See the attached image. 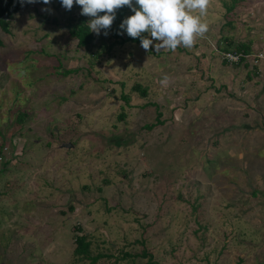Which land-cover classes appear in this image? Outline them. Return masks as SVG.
Segmentation results:
<instances>
[{"label":"rangeland","instance_id":"obj_1","mask_svg":"<svg viewBox=\"0 0 264 264\" xmlns=\"http://www.w3.org/2000/svg\"><path fill=\"white\" fill-rule=\"evenodd\" d=\"M230 1L175 51L80 47V6L21 2L0 29V264L88 263L76 234L95 264H264V0L232 26ZM225 37L252 56L223 62Z\"/></svg>","mask_w":264,"mask_h":264},{"label":"clouds","instance_id":"obj_2","mask_svg":"<svg viewBox=\"0 0 264 264\" xmlns=\"http://www.w3.org/2000/svg\"><path fill=\"white\" fill-rule=\"evenodd\" d=\"M26 2L36 3L38 0ZM42 2L47 5L51 0ZM61 4L66 10H71L74 4L80 6V14L91 18L88 26L97 35L101 30L107 35L117 10L127 6L133 14L122 21L119 27L123 31L118 34L126 32L131 38H139L146 51L152 47L156 51H175L179 46L191 48L197 37H204L209 29L201 17L206 15L210 0H135V4L133 0H61ZM196 10L198 14L194 15Z\"/></svg>","mask_w":264,"mask_h":264},{"label":"trees","instance_id":"obj_3","mask_svg":"<svg viewBox=\"0 0 264 264\" xmlns=\"http://www.w3.org/2000/svg\"><path fill=\"white\" fill-rule=\"evenodd\" d=\"M244 0H231L229 4L226 5V14L229 16V19L227 22L229 23L230 26H232V17L231 15L235 14V13H231V12H235V9L239 6V4L241 2H243ZM22 7V3L21 0H0V29L2 31H4L5 33H8V25L10 23V21L12 20L14 14L16 12H18L20 10V8ZM128 11V7H122L120 9L117 10L116 12V18L111 26L110 29L107 30L108 34L107 36L104 35V31L105 30H101L100 33V37L103 39H108L110 40V46L113 45V43H116L117 41L119 42H124V41H140L139 38H131L128 35L125 38H122L120 35L118 34L120 33L122 30L120 29V24H121V19L124 17V15L127 13ZM103 13H101L102 15ZM133 12H129L128 16L132 15ZM45 18V16H44ZM47 18V17H46ZM66 28L68 30V33L71 37L75 38L76 43L78 46L80 47H90L93 43H95L97 40V36L94 32H91L89 26H88V22L87 19L84 15H80L77 18L74 17H70L68 19V22L66 24ZM104 36H106L104 38ZM225 39H227L226 41V46L223 48V50L227 51L229 49H234L235 51H244L245 53H249V51L251 50V43L250 42H236L233 40L232 37H225ZM4 38L0 37V46L4 45L3 42ZM97 57L98 53L95 54ZM243 61H247L244 58L242 59L241 62L235 63L234 66L238 67L239 63H242ZM223 62L227 63L226 60H223ZM231 64V63H230ZM244 64V63H243ZM246 65V64H245ZM72 71V69H71ZM65 73L70 72L69 70H65ZM247 77L249 78V75H247ZM139 86H136V88H138ZM145 90L142 88L140 90V93L142 95L145 94ZM22 113L26 115L27 117V111L25 110L24 112L22 111ZM21 111L18 110V116H17V122H23L24 117L21 116ZM120 118H124V114H122L120 116ZM160 122V121H159ZM54 134V130L50 131V135ZM49 144V143H47ZM255 194V192L253 193ZM70 208L72 209V206H70ZM79 229V226H75L74 230ZM74 242H75V246L73 248V254L76 256H79L83 259H88L89 262L88 263H82V264H95L97 262V260L101 257H105L107 254L103 253V252H97L96 254H93L92 251L90 250V245L91 242L90 240H87V235L86 234H76L75 238H74ZM126 254V253H123ZM144 256L147 255L149 256V262L152 261V255L148 254L146 251L142 253ZM109 255H107L108 257ZM110 257V256H109Z\"/></svg>","mask_w":264,"mask_h":264},{"label":"built area","instance_id":"obj_4","mask_svg":"<svg viewBox=\"0 0 264 264\" xmlns=\"http://www.w3.org/2000/svg\"><path fill=\"white\" fill-rule=\"evenodd\" d=\"M251 56L252 54L245 52L228 51V50L222 52L223 60H226L229 63H238L241 62L243 58L247 60ZM254 56H255V59L253 60L254 64H257L259 62L258 58L261 59L264 58L262 53L254 54Z\"/></svg>","mask_w":264,"mask_h":264},{"label":"water","instance_id":"obj_5","mask_svg":"<svg viewBox=\"0 0 264 264\" xmlns=\"http://www.w3.org/2000/svg\"><path fill=\"white\" fill-rule=\"evenodd\" d=\"M61 146H62V147H70L71 144H69V143H63Z\"/></svg>","mask_w":264,"mask_h":264}]
</instances>
